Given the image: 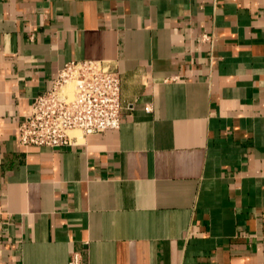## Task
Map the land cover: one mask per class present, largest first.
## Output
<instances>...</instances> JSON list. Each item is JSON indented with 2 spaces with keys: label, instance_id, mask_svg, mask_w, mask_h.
<instances>
[{
  "label": "crops",
  "instance_id": "0c3cea01",
  "mask_svg": "<svg viewBox=\"0 0 264 264\" xmlns=\"http://www.w3.org/2000/svg\"><path fill=\"white\" fill-rule=\"evenodd\" d=\"M80 60L121 126L21 146ZM0 154V264H264V0H0Z\"/></svg>",
  "mask_w": 264,
  "mask_h": 264
},
{
  "label": "built area",
  "instance_id": "2783aa9c",
  "mask_svg": "<svg viewBox=\"0 0 264 264\" xmlns=\"http://www.w3.org/2000/svg\"><path fill=\"white\" fill-rule=\"evenodd\" d=\"M122 108L121 77L115 68L102 60L70 61L51 88L34 98L18 128V141L24 147L75 145L91 134L119 128ZM69 264L85 263L76 252Z\"/></svg>",
  "mask_w": 264,
  "mask_h": 264
}]
</instances>
